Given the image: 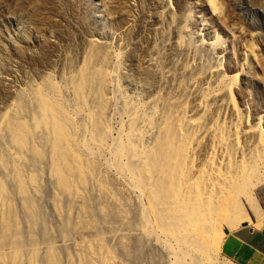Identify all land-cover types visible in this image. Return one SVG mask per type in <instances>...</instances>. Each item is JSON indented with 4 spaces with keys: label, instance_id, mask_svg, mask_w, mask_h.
<instances>
[{
    "label": "rangeland",
    "instance_id": "obj_1",
    "mask_svg": "<svg viewBox=\"0 0 264 264\" xmlns=\"http://www.w3.org/2000/svg\"><path fill=\"white\" fill-rule=\"evenodd\" d=\"M163 134L172 196L147 174ZM188 203L206 216L182 228ZM249 205L264 219V0H0V264H223L197 232L264 227Z\"/></svg>",
    "mask_w": 264,
    "mask_h": 264
},
{
    "label": "bare ground",
    "instance_id": "obj_2",
    "mask_svg": "<svg viewBox=\"0 0 264 264\" xmlns=\"http://www.w3.org/2000/svg\"><path fill=\"white\" fill-rule=\"evenodd\" d=\"M45 113V118L49 120L51 122V125L53 126L54 139L57 144L54 148V152L60 155V149L58 148L65 145L70 140V136L67 134V132L61 125L55 124V120L58 116V111L52 103L46 102ZM170 146V137L167 134H163L162 137L159 139L156 148L151 153V158L147 165L148 175L157 172L164 180L162 191L167 196H169L170 194L172 196L176 190L177 184L175 176L177 175L180 168L177 164V153L174 152ZM118 150L119 153L122 152V149ZM63 152L64 153L62 155H68L67 151ZM58 171L60 170L58 169ZM193 206L194 205H191V203H188L187 207H184V212L186 213V215H184L183 217H185V220L178 222L179 224L183 223L181 225L182 228H184L183 226L186 225L193 226L196 220L203 219L206 216L205 211L195 208ZM188 217L191 218V221H187ZM164 218L165 217L162 214L159 219L160 223H164ZM232 225L234 226V221ZM197 234L199 238V244L205 245L206 248L209 244V252H212L213 250H219L221 248V244L223 241V233L215 235L211 240H209L208 235L203 231H198ZM182 239L184 240L183 237ZM223 264H232V262L228 259H225Z\"/></svg>",
    "mask_w": 264,
    "mask_h": 264
},
{
    "label": "crops",
    "instance_id": "obj_3",
    "mask_svg": "<svg viewBox=\"0 0 264 264\" xmlns=\"http://www.w3.org/2000/svg\"><path fill=\"white\" fill-rule=\"evenodd\" d=\"M249 208L253 211L254 209ZM254 216L261 222V213L253 211ZM248 220L243 223L249 224ZM259 220V221H260ZM221 253L224 257L238 264H264V227L241 226L234 231H226L223 234Z\"/></svg>",
    "mask_w": 264,
    "mask_h": 264
},
{
    "label": "water",
    "instance_id": "obj_4",
    "mask_svg": "<svg viewBox=\"0 0 264 264\" xmlns=\"http://www.w3.org/2000/svg\"><path fill=\"white\" fill-rule=\"evenodd\" d=\"M242 226L246 227V226H248V223H243Z\"/></svg>",
    "mask_w": 264,
    "mask_h": 264
},
{
    "label": "built area",
    "instance_id": "obj_5",
    "mask_svg": "<svg viewBox=\"0 0 264 264\" xmlns=\"http://www.w3.org/2000/svg\"><path fill=\"white\" fill-rule=\"evenodd\" d=\"M231 262H232V264H238V263H236V262H234V261H232V260H230Z\"/></svg>",
    "mask_w": 264,
    "mask_h": 264
}]
</instances>
